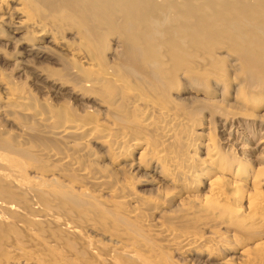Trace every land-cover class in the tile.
Instances as JSON below:
<instances>
[{
  "label": "bare ground",
  "instance_id": "obj_1",
  "mask_svg": "<svg viewBox=\"0 0 264 264\" xmlns=\"http://www.w3.org/2000/svg\"><path fill=\"white\" fill-rule=\"evenodd\" d=\"M219 27L221 31L212 35L222 36V39L215 40L210 29L216 30ZM231 42L233 45L227 47ZM222 44H226L223 47L225 51L228 50L229 54H234L233 57L239 58L231 63L232 71H227L228 75L232 72L228 86L233 90L234 105L221 103L217 101L219 98L209 101L195 95L181 98L170 94L176 89L173 83L180 78L181 68L184 67L190 76L197 78L199 75L200 80L209 76L221 84L224 79H220V75L223 76L224 73L220 71L224 67L217 65L218 61L215 63V53L219 49L222 51ZM200 56L207 59L209 67L206 64L204 66V63L199 64L200 59L197 57ZM222 59L225 63L226 60ZM199 66H204L205 69ZM228 66L225 67L228 69ZM155 68L161 69L159 77L155 76ZM10 69L19 73V77L25 75L26 81L27 78L31 80L32 87L27 86L25 80L18 82L17 77H13L16 82L12 79ZM199 69L200 74L197 72ZM185 91L186 89L180 92ZM70 101L74 106L73 111L65 109ZM205 102L216 105L214 107L223 110L227 117L232 115L244 119L249 131L227 132L224 125L220 129L222 138L218 132V139L231 145L252 167L256 166L252 181L258 186L264 185V0H0V114L5 119L4 121L0 117L3 122L0 123V134L11 133L9 130L12 129L8 124L16 111L28 113L35 110L33 120L43 125L42 132L48 138L66 141L78 136L90 142L95 136L94 138H99L103 144L108 145L107 151L115 155L117 160L129 154L131 162L121 165L114 160V166L107 165L109 169L104 176L95 177L82 170L83 176L88 177L90 183L82 191L86 193L89 192L86 189H92L91 192L98 199L109 198V201L124 207V212L129 217L141 220L142 226L161 238V244L172 249L193 251L192 246L198 247L201 243L206 249H211L212 245H220L225 240L220 238L221 235H217L215 239L214 236L208 237L207 240L203 234L200 237L201 235L170 229L169 220L179 217H163L161 213L166 206L171 207L168 214H182L185 218L201 214L208 221H216L215 216L219 215L221 222L218 224L224 226L243 219L245 221L242 226L250 230L257 226L259 229V225L264 223V189L255 186L244 190V183L240 182L249 181L244 175L240 182L239 179H231L233 173L230 175L227 170L232 163L224 159L225 154H221L218 149L220 146H214L216 137L214 139L212 129L203 130V121L200 113L198 114L202 109L195 108L196 103ZM36 103L40 108H34ZM88 103H92L93 108H100L97 112L99 118H92L94 115L83 109L87 108ZM212 107L213 105L207 109ZM49 109L53 111L50 115L46 113ZM211 111L210 117L215 110ZM24 117L29 118L27 114ZM213 118H208L207 125L209 119L215 121ZM20 131L26 132L25 128ZM253 133L260 134L261 137L257 142L247 141L253 137L250 135H254ZM93 155L103 158L106 154L96 150ZM55 158L52 160H56ZM18 159L20 161L22 158L17 157L15 160ZM247 163H244L246 169H243L252 170ZM205 172L216 173V178L212 177L205 182ZM138 174L142 177L140 181L145 189L129 193L128 178ZM42 177L43 175L37 174L31 178L36 180ZM53 179L56 180V177ZM107 179H111L113 184L105 185ZM11 180L16 182L18 178L14 176ZM199 183L203 184L200 186L207 187L206 192L192 195L190 190L198 188ZM17 185H21L19 181ZM64 185L70 189L74 187L72 183ZM20 187L28 192L26 186ZM6 191V194L0 193V196L6 195L22 204L25 201L21 196L18 197L15 189L9 188ZM140 193L145 196L147 193L154 194L155 197L145 200L148 197H140ZM246 201L247 206L244 205ZM3 202L0 197V207L4 210L6 204ZM150 206L157 209L158 217L149 210ZM51 212L40 210L36 214L47 225L64 222L65 217ZM81 219L84 217H80ZM86 219L85 222L82 221L83 224L76 219L78 224H67V227L72 232L82 231L83 236H89V232H96V221L87 216ZM68 220L69 223H75L71 218ZM117 231L118 236L114 234V239L109 238L110 243L106 242V245H110V251L126 253V258L116 257L113 252L111 254L116 258L106 256L108 260L116 264H136L130 260L142 262L140 258L149 260L139 252L141 250L146 253L147 249L142 248V245L137 246L128 236L125 237L122 229ZM81 243V251L84 253V250H88L84 249L87 244ZM256 246L264 247V242L257 243ZM91 249L92 247L89 248L90 251ZM96 254L100 256L99 252ZM130 256L132 258H128ZM225 259L231 264L259 263L258 260H264V251L251 253L244 249Z\"/></svg>",
  "mask_w": 264,
  "mask_h": 264
},
{
  "label": "rangeland",
  "instance_id": "obj_2",
  "mask_svg": "<svg viewBox=\"0 0 264 264\" xmlns=\"http://www.w3.org/2000/svg\"><path fill=\"white\" fill-rule=\"evenodd\" d=\"M220 31H221V27H219L216 30L210 29V34L212 35L214 32H220ZM214 38H215V40L217 38L222 39V36H216ZM225 45L222 44V51H220V49L218 48L219 51L216 50L217 53H215V63L218 61V63H216V64L221 66L222 68L223 67L225 68V69L224 68L222 69L220 67V70L222 69L220 71V73H222V72L224 73L223 76L220 75V79L221 78L224 79L222 81L223 83L221 82V84H219L218 80L216 81V79H214L212 77L209 78V76H208L209 80H208V78L205 79V77H202L203 79H201L202 80L201 81L200 77L198 75L201 72L200 69H199L200 71L199 70L197 71V72H199L197 74L198 77L195 78L196 76H194V77L190 76L187 68L184 67V68H181L182 72L180 71L181 73L180 72L179 73L184 76V74L187 72L185 74V77L189 78V79H186L185 77L181 78V75H179V77L181 78L180 79L177 76V78H178L177 82L173 83L174 88L176 87V89L174 90L175 92L171 91L170 94H172L173 96L175 95L176 97H181V98H185V97L187 98L188 96L194 97V95H195V97H197L199 99H202L205 97L204 99L205 100L209 99V101L212 100L213 98H216V99L219 98V99H217V101H220L221 103H224L227 105H234L233 96H232L233 90L231 87H229L230 84H228V80H229V77L231 76L232 72H229L230 73L229 74L230 76H229L227 71L228 70L232 71L230 68V67H232L231 63L236 62L239 58L237 57V59H236L235 56L233 57L234 54H232L231 52L229 54L228 50L225 51V48L223 49V47H226V46L230 48L233 45V42L229 43L226 46ZM218 52H220V53H218ZM227 52L231 58L228 56ZM119 54H121V51H119ZM224 54H227V55L224 56ZM197 55H199V54H197ZM202 56L197 57L200 59L199 64L201 65L204 63L203 65L206 66L207 65V59L203 57L205 59L204 60L202 58ZM220 56L227 61V63L225 61L226 65H225L223 59L220 58ZM194 57L196 58L195 55H194ZM194 57L192 59H195ZM232 57L234 58V60ZM53 66H56V65L53 64ZM204 66L203 67L199 66V67H202L205 69ZM219 66L217 68H219ZM225 66H228L230 69L229 68L227 69V67H225ZM207 67H209V65H207ZM195 68H196V62H195ZM223 70L224 71L226 70V71L224 72ZM11 71H13V70H11ZM11 71H10V74H12V79H15L17 77L16 79L19 80L18 82H25L26 81L25 75H23V77H19L18 76L19 73L17 74L15 71H13V72H11ZM154 73H155V76L159 77V75L161 74V69L155 68ZM13 77H15V78H13ZM190 77H191V80H190ZM16 79H15V81L17 82ZM193 80L197 84L195 82H191ZM186 81H187V83H186ZM188 81H190L191 83H189ZM26 82H27V86L31 85V80H29L28 78H27ZM185 84H186V86H185ZM188 84H190V85L188 86ZM191 85L194 87H192ZM208 85L210 87H208ZM31 87H32V85H31ZM211 87H213V88H211ZM183 88L186 89V91L180 92V91L184 90ZM196 92H198V93H196ZM189 93H190V95H189ZM221 93H222V95H220ZM227 94H229V95H227ZM185 95H187V96H185ZM224 95H227V96H224ZM223 98H224V100H223ZM216 99H213L212 101H214ZM224 101H226V102H224ZM71 103L72 102L70 101L65 106L66 107L65 109H67L68 111H69V109L73 111L74 106ZM205 103H199V104L196 103V106H195V104H194V106H195V108H201L203 111H204V109H206L208 111L207 112L205 110L203 112L201 110L200 112H198V114L200 113L199 116L200 115L202 116V117L200 116V118L203 121V126H204L203 130H205L206 128L207 129L205 131L212 129L211 131H212V135H213L214 139L216 137V140H215L216 144L214 146L216 148H218L217 145L220 146L218 149L221 152V154H223V155L225 154L224 159H227V161L232 163V165H230V167H229L230 169L228 168V170H227V171H229L230 175L233 173L230 176L231 179L234 181H238V179H239V182H240L244 177H247L249 181L246 182V181L242 180L240 182L241 184L244 183V186H245L244 190H246V191L249 188L253 189L255 186L257 187L258 186L257 183H253V181H252V180H254V177H252V176L255 175L257 167L256 166L252 167L250 165V163H247V161L245 160V157H243V155H241L239 152H237L235 149H233V147L231 145L224 144L223 139H220V138L218 139L219 133H220V136L222 135L221 130L223 128L222 126H224V125H225V129L227 132L228 131H241V130L249 131L248 128L246 127V124H244V119L233 117L232 115H229L230 117H227L228 115L225 114V112H222L223 110L220 111L221 109L215 108L216 105L211 104V103H206L209 105L208 106ZM210 104L213 105V107L209 110L207 108H210V106H211ZM194 106H193V108H194ZM204 106H208V107L204 108ZM34 108L35 109L40 108L38 103L35 104ZM218 108H220V107H218ZM83 109H85L88 112H90L91 114H93L94 116H92V118L93 117L99 118V115L97 114V112L100 111V108L99 109L93 108L92 103H88L87 108H83ZM212 109H213V111L215 110L217 112L216 113L214 111L212 116H211L212 118L214 117L213 119L215 120L214 122H216V124L214 122H212V119H209V124L207 125L208 118H211L209 116L210 115L209 112L212 113V111H211ZM67 110H64V111H67ZM218 110H219L220 114L218 113ZM34 113H35V110H30L28 113H26L25 111L18 113L16 111L15 114H13L11 116V119L9 120V122L11 121V123H10L11 125L8 124L10 126V128L12 129V130H9V132H11V133L7 132V133L0 134L1 135L0 136V139H1L0 140V152L2 151V154L5 153L3 155L0 153V186H1L0 187V191H1L0 193L6 194L5 191L6 190L9 191V188H11V189L16 190L18 197L21 196L22 199H25V201H24L25 203L23 202V204H22L18 200L16 201V200H13L11 198H8L6 195L0 196V197H2V199L4 201L3 203L6 204V209L3 210V208L0 207V219L2 220V221L0 220V223H3V221H4L3 224H0V264H51V263L52 264H54V263L60 264L61 262H66V264H116V262H112V261L107 259L108 257H106V256H109V257L112 256L114 251H110V249H111L110 245H106V244L110 243V239L111 240L114 239V234L116 236H118L116 234V231L118 228H120V230H118L117 232H120L122 229L123 232H125V237L128 236L129 239L132 242H135L137 246L139 245L141 247V245H142V248H144L145 250L147 249L146 250L147 252L143 253L140 250V248L137 247L140 250L139 252H141V254H144L145 257H148L149 260L140 258L143 263L138 261V260H135V259L130 260V261H135L136 264H198V263L220 264V262H222L223 264H231V262L229 263V261H226L225 257H227L229 255H233V254L237 255L240 250L246 249V251L248 250V252H251V253H259V252L264 251V247H261V246L257 247L256 246L257 243H261V242L263 243L264 242V223H263V225L260 224L262 226L259 225V227H260L259 229L257 228L258 227L257 226L256 227L257 229L256 228H250V230L245 229L244 225L242 226L243 222L245 221L243 219H241V221L237 220L233 223H230V225H228V226H227V224H226V226H224L223 224H218L221 222V216H219V215L215 216L216 221H214V219L208 221V219H205L203 217V215L201 216V214L196 215V216H201L199 218H196V216H191L189 218H185V217H182L183 216L182 214H168L167 211H170V209H171V207H169V206L165 207V211H163L161 213V215L163 217H167V218H170L172 215H177L179 217V219L176 218L175 220H169L168 219L169 220L168 227L170 229H175L179 232L186 233V234H195L197 236L201 235L200 237H202V234H203L204 236L206 235L205 239H207V240L213 236H214L213 239H215V237L217 235H219V236L221 235L220 238L221 237H222L221 239L224 238L223 241L225 240L227 242L224 241V243H222L220 245H212L213 249L212 248L210 249V247H209V249H206L205 245L203 243H201L198 247L192 246L193 251L192 250L188 251L186 249H183V250L172 249L168 246H164L163 244H161L163 242L159 236H156V235L154 236V234L152 232H149L144 225L142 226L141 220L134 218V217H131V216L129 217L126 214V212H124V207L122 208L120 205H117V204L113 203L112 201H109L108 200L109 198H107V197H105V199L107 198V200H104V197H103V200L98 199L97 197L94 196V194H93L94 192H91L92 189L91 190L89 188H88L89 190L86 189V191H89L90 193L89 192L85 193L82 191V188H84V186H86V184L87 185L90 184V183H88L89 178L83 176L84 175L83 172L86 171L85 173H87V174L91 173L92 176H95V177L104 176L109 169L108 166H114V163H113L114 160L119 164L121 163V165L128 164L129 162H131L132 159L131 158H130V160L128 159L130 157L129 154H126L125 155L126 157H123V158H120L117 160L115 155L110 154L107 151L108 145L103 144V142H101L99 140V138H94L95 136L91 139L90 142H86V141L80 139V137H78V136H74L75 139L70 138L66 141L65 140L61 141L60 139L57 140L55 138L53 139L51 137L48 138L46 133L42 132L43 125L38 123L36 120H33L32 116L34 115ZM46 113L48 115H50L53 113V111L49 109V111H46ZM56 113H57V111H56ZM221 113H223V114H221ZM26 114H27V117H29L28 119L24 117V115H26ZM108 115L111 117H114L111 114H108ZM221 115H223V116H221ZM0 117H1V119L3 118L1 116V114H0ZM195 118H198V117H195ZM206 119H207V121H206ZM3 120L5 121L4 118H3ZM0 123L3 124V122L1 120H0ZM214 125L216 128H218V127L219 128L216 130ZM5 127H7V126H5ZM210 127H212V128H210ZM24 128H25L26 132L20 131ZM201 129H202V127H201ZM2 130L4 131V129H2ZM253 134L254 135L250 134L253 137L248 138L247 141L257 142L258 139L261 137V136H259L260 134L259 135L256 133H253ZM221 138H222V136H221ZM216 141H218V142H216ZM75 142H77L79 144L77 145V144H75ZM218 143H220V144H218ZM225 145H227V146L223 148V146H225ZM5 149L7 150V153H6ZM222 149H224V150L222 151ZM96 150L100 151L102 153H105L106 154V155H104L105 157L102 158L100 155L98 157H96V155H93L94 151H96ZM9 152H11V153L13 152L12 155ZM233 153H235V154H233ZM107 154H110L111 156L107 155ZM15 156H16V158H15ZM240 156H241V159H240ZM10 157H12L11 160H10ZM17 157L20 159L22 158V159L20 161H19V159L15 160V159H17ZM55 157L58 158V161H56L57 158H55ZM54 158L56 160H52ZM60 158L61 159L63 158L64 160L62 159V161H61ZM230 158H231V160L234 159L233 162L230 160ZM12 159L15 160V162ZM59 159H60V161H59ZM18 161H19V163H18ZM12 163L15 165H13ZM244 163L245 164L247 163V165H250L248 168L252 167L253 169L251 168L252 170H244V169H246ZM236 166H238V167H236ZM79 170H81V171H79ZM82 170H83V172H82ZM35 172L37 174L43 175V177L41 179L33 180L34 178H31V177L37 175ZM236 172H238V174H235ZM79 173H81V174H79ZM52 175H54V177ZM204 175H205L204 181L208 182L212 177L216 178L217 174L216 173L211 174L210 172L209 173L205 172ZM237 175H240L241 177L240 176L238 177ZM243 175H244V177L242 178ZM14 176H17L18 181L20 182L21 185H19V186L17 185L18 181L12 182L11 178H13ZM55 177H56V180L53 179ZM165 177H167V174L165 175ZM141 178L142 177H140L139 174L128 178V179H130L129 180V183H130L129 193L131 191L140 192V191L145 189L141 184L142 183L140 181ZM64 183H72L74 185V187L70 189V188L66 187L64 185ZM111 184H113V181L111 179H107V182L105 183V185H111ZM200 184L203 185L202 183H199V185L197 186L198 188H194V190H190V191H192L191 192L192 195L204 194L206 192L207 187H205V186L202 187V186H200ZM20 186H26V188L28 189V192L24 191ZM263 186L264 185H261L259 188L264 189ZM93 189H94V187H93ZM105 196H108V195H105ZM140 197H148L145 200H151V199H153L152 197H155V196H154V194L148 195V193H147L146 196L141 194ZM7 200L9 203L7 202ZM97 200H100V201H97ZM245 203H244V205L247 206L248 205L247 201ZM49 206H51V208H48ZM246 209H248V208H246ZM40 210H47L50 212L52 211L51 213H54V214L56 213L58 215L61 214L60 216L65 217V220H64V222H59L57 225H54V224L53 225H47L45 220L36 214ZM149 210L151 212H153L154 216L158 217L159 213H158L157 209H155V207L150 206ZM78 215H80L81 218L84 217V219L80 220V217ZM67 216H68V219H70V218L73 219L75 221V223H69ZM86 216L90 220L93 218V219H95L94 221H96L95 222L96 224L94 223V227H95L96 232H94L92 234H91V232H89L88 235L90 237L87 235L83 236L82 235L83 233H81L82 231L81 232L80 231L72 232L71 229L67 227V224L75 225V224H78V221H80L81 223H82V221L85 222L87 220ZM180 216H181V220H180ZM183 221H185V222H183ZM81 223H79V224H81ZM7 224H8V226H7ZM99 225H101V227ZM102 233H104V235ZM134 238H136V239H134ZM81 242H83L84 245L85 244L88 245V247H87V245H85L86 248L84 246V249L88 248V250L83 251L84 253H82V251H81V249L83 250V247L81 246V244H82ZM106 242H108V243H106ZM79 243H80V245H79ZM91 247L94 250V251H92V249H91V251L95 252V253H92L89 250V248H91ZM133 248L136 249V247H133ZM107 250H109V251H107ZM203 250H204V252H203ZM97 251L99 252L100 256L96 254V253H98ZM101 251H104V252H101ZM199 251H201V252H199ZM114 253H115L114 255L116 257L120 256L122 258L123 257L126 258V253H124V252H119V253L114 252ZM79 254H81V255H79ZM76 255H79V256H76ZM152 255H153V257H151ZM72 256H73V258H72ZM102 256H103V259H102ZM113 256H112V258H113ZM98 257H100V258H98ZM105 257L107 259L106 261L104 259ZM128 258H132V257L130 256ZM66 260H68V261L70 260V262H68ZM102 261H105V262H102ZM257 262H259V263L250 262V264H264V260H262V261L258 260Z\"/></svg>",
  "mask_w": 264,
  "mask_h": 264
}]
</instances>
